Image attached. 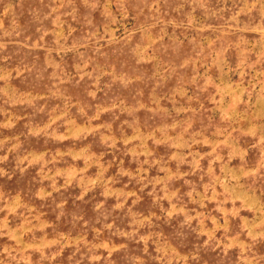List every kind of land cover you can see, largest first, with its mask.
Here are the masks:
<instances>
[{
  "label": "rangeland",
  "instance_id": "rangeland-1",
  "mask_svg": "<svg viewBox=\"0 0 264 264\" xmlns=\"http://www.w3.org/2000/svg\"><path fill=\"white\" fill-rule=\"evenodd\" d=\"M0 264H264V0H0Z\"/></svg>",
  "mask_w": 264,
  "mask_h": 264
}]
</instances>
